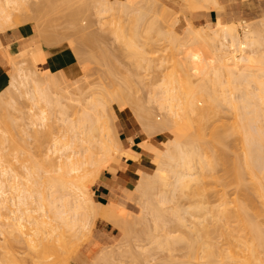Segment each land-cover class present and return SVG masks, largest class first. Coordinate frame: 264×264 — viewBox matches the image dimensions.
Masks as SVG:
<instances>
[{
	"label": "bare ground",
	"instance_id": "6f19581e",
	"mask_svg": "<svg viewBox=\"0 0 264 264\" xmlns=\"http://www.w3.org/2000/svg\"><path fill=\"white\" fill-rule=\"evenodd\" d=\"M183 1L189 10L192 8L199 11H216V19L201 26L186 17L187 24L183 31L178 33L174 28L179 18L176 16L170 20L171 9L164 4L156 5L153 0H93L95 13L100 19L118 11H124L125 15L130 14L129 11L135 16L139 14L135 19L131 37H127L122 31L120 33V25V28L117 26L118 34L117 29L114 32L119 41L125 44L134 66L148 70L153 66L158 65L159 68L171 62V71L164 73L160 80L157 79V83L146 93L147 101L151 104L141 105L138 97H133L132 101L139 112H128L137 120L139 133L142 135L139 143L135 142V149L152 164L150 172L126 162L127 158L134 157V149L129 147L133 140L121 139L118 126L114 125L111 130L109 125L110 117L114 121L117 118L115 109H120V106H124L120 112L126 118L124 110L127 109L130 99L126 91L112 92L103 89L99 96L92 97L77 118L72 120L66 116L67 111L61 105L63 78L58 82L54 72L51 73L50 79L48 74L51 83L47 82L45 86L53 87L57 94L55 97L48 96L47 92L51 90L45 92V86L42 88L30 71L25 70L26 67L15 66L14 62L12 63L15 59L11 60L12 54L7 52L10 63L4 68L8 71V79L0 87V205L4 201L6 206L7 201H10L13 208H8L4 218L5 214L0 212V219H4L3 222L0 221L3 229H8L5 232L9 234L18 229L21 233L23 231L29 253L36 259L35 264H47L44 263L47 260L43 261L45 255L49 252L56 255L59 251L58 246L63 241L59 228L61 226L70 230L76 227L92 228L97 219H102L118 228L125 242L129 241L126 239L134 226L129 222L132 220V214L127 211V220V213L121 204L116 201L95 200L90 188L91 181L95 182L101 171L115 168L128 171L136 177V184L125 191L129 196L135 192L139 194L142 211L141 216H137H140V221L142 219L141 223L148 225L151 221L153 226L148 225V228L154 227L153 231L160 230L159 234L155 231L156 234L151 236L152 243L157 245L156 248L166 246L162 250H172L178 243L183 249L180 259H173L170 251H167V257L159 260V264H264V52L260 50L264 41V20L255 23L240 18L236 22L224 20L220 11L222 6L218 0ZM14 2L15 0H0V27L19 28L25 32L27 28L24 26H29L35 18V13L21 19L10 9ZM76 14L71 13V18H75ZM35 15L41 17L42 13ZM148 15L150 18L146 20ZM42 18L44 17L39 18V24L34 20V25H41L43 20L45 22V18ZM106 20L105 22H108ZM146 21L149 22V27H153L155 23L156 27L161 23L169 27V30L158 34L157 40L161 41L160 44H155L147 33L143 40L137 41L138 27ZM71 22L73 23V20ZM36 28L40 30L43 27ZM160 30L158 27V31ZM44 31L38 34L40 42H36L34 38V45L25 47V58L29 57L31 60L42 57L45 60L43 48H40V51L38 47L42 42V46H45L48 44H45L46 41L54 38H51L50 34L45 35ZM156 45L159 47L156 48ZM158 48L162 54L155 57L151 55L154 51H159ZM204 49L211 51V56L208 52L209 59ZM22 53L18 54L21 56ZM180 72H184L183 76ZM191 73L196 75L194 79L189 77ZM68 82L70 86L75 87L79 85L80 80L73 78L68 79ZM112 82L111 85L114 83ZM41 85L43 86L42 83ZM117 88L119 89H114ZM5 96H9V99H5ZM17 96L30 103L27 125H30L29 128L33 126V130L34 127L38 128V124L44 126V122L48 121L46 119L51 116L48 113L51 110L47 109L53 107L54 111L59 113V116L57 114V117H51L57 118L56 122L59 121L60 128L56 130L50 146L47 147L48 163L43 169L31 162L25 142L15 139L17 134L12 128L19 132L25 131L23 117L11 115L12 118L11 113L9 114V107L14 111H21V107L17 105ZM152 103L164 113L163 121L154 118ZM223 110L231 113L233 122L217 124L211 121L213 116L221 114L220 111ZM54 111L52 110L53 113ZM50 123L49 129L53 130V120ZM35 133L34 140L39 142L37 131ZM233 133L237 134L236 138L240 141L242 166L244 173L248 175L249 183L244 184L242 188L237 186L239 189L235 188L234 195L229 194L224 187L205 186L202 185L203 180L201 181L202 176H208L210 180L212 175H216V165L225 157V148L229 145L228 137ZM125 142L129 145L125 146ZM9 156L16 161L23 159L21 172L15 170ZM43 187L49 189L46 195L43 194ZM7 191H12L13 198L7 197ZM28 203H31L29 206L33 208H27L25 205ZM32 203H35V206ZM3 229L1 230L0 225L1 232H4ZM151 233H146L147 240L150 239ZM119 240L122 245L124 241L120 238ZM115 244H112L113 249L120 246ZM112 245L107 247L108 251L101 249L97 257L107 254ZM122 250L125 251L124 247ZM110 253L104 257L108 258ZM48 257L47 254L46 258ZM55 259L54 263L59 262L58 257ZM61 264L69 263L65 261Z\"/></svg>",
	"mask_w": 264,
	"mask_h": 264
},
{
	"label": "rangeland",
	"instance_id": "374dc122",
	"mask_svg": "<svg viewBox=\"0 0 264 264\" xmlns=\"http://www.w3.org/2000/svg\"><path fill=\"white\" fill-rule=\"evenodd\" d=\"M153 1L156 2L155 3L156 5L164 4L171 9V11H169V12H171V15H170L171 19L170 20H172V18L175 19L176 16L179 18V21L175 25V28H174L175 31L178 33H181L183 31L185 25L187 24L185 21L186 17L190 18V20L193 21V23L196 25H201V24L203 25L205 23L207 24V23H210L211 21H213L214 19H216V11H214L215 12V18L209 19V18H206V15L210 12L209 9L199 11V10H195V9L191 8L192 10L191 9L189 10V7H187V5L184 3L183 0H153ZM218 2L222 6V8L220 7V9H221L220 11L222 12L224 20H229V21L231 20L233 22H236L240 18V19H244L248 22L250 21V22H254V23L259 21V20H264V0H244V1L243 0H218ZM50 4H52V5H50ZM11 6H12V8H10V9L12 10V13L17 14L21 19L24 17H27L29 15L31 16L34 13L35 14L42 13L41 17L43 16L45 18V22H43L44 21L43 20V21H41V25H39V26L37 24L34 25L33 22L37 16L34 14L33 17H35V18L33 21H31L29 23V26L27 25L28 27L25 25L26 22L24 23V25H25L24 28L25 27L27 28V29L25 28L27 30V31L24 30L25 32H23L22 29H19V28L4 29V28L0 27V86L3 83H5L8 79V71L5 68H6V65H8V62L10 59L9 55L12 54L10 56L11 60H12V58H13V60L15 59L14 61H12V63L14 62L13 64L17 67L18 66H21L24 68L26 67L27 69H25V70L30 71V73L33 75V77L35 79H37V81H39V84L42 88L45 86V84H47V82L49 84V82H50L49 79L51 78V73H53V72H54L53 75L55 76V78L57 77L56 80L59 79V80H57L58 82H61L62 78H63L62 84H63L64 89H63V92H62L60 99H61V105L66 109V111H67L66 116L69 119H72V120L76 119L77 116L79 115V113L81 111H83L84 107L87 105V102L92 97L97 96V95L99 96V94L103 91V89L104 90L106 89L108 91L111 90L112 92L123 91L125 93V91H126L127 92L126 94H128L130 96V99L127 102V107H126L127 109L125 108L126 110H124V111H126L125 116H126V118L130 116L129 118H131L138 126V122L135 119V117L134 116L131 117V115H129V113H134V112L138 113L139 112V109L136 107L135 103H133L132 98L138 97L137 100L139 103H141V105L142 104L144 105L146 103H148L147 105H150L151 103H149L147 101V98H146L147 97L146 93H148V89L151 86H153L155 83H157V79L160 80L162 78V75H164V73H166L167 71L170 72L171 68H172L171 62H167L166 65H163L159 68H158V65L153 66L155 68L152 67L148 70H145L143 68H137L132 63L131 55H129V53H128L129 51L127 50L125 44L122 43L123 41L122 42L119 41L118 37L115 36L116 33L114 34V32L117 29L116 32L118 34V30H119L118 25H120V27H121L120 33L122 31V33L125 34L127 37H131L133 35V32H132L133 29L132 28L134 26L135 19H136V17H138L139 14L137 16H135V15H133L132 11H129V13L130 12L131 13L127 14L128 15L127 16V15H125L124 11L123 12L118 11L116 14H114L115 16L114 15H106L104 18L102 17L100 19L95 13V9L93 7L94 6L93 0H15V2L11 4ZM38 9H40V10H39V12L36 13V11ZM42 11H44V12H42ZM43 13H44V15H43ZM71 13H77L76 17H75L76 19L71 18V15H70ZM135 14H137V13H135ZM149 15L146 18V20L149 19L150 16H153V15H150V16ZM196 15L201 17V18H204V20H202V21L197 20ZM38 17H39V15L37 16L38 20L37 19L35 20V22L37 21L36 23H38V22L40 23L41 17H39L40 19ZM106 17H108L110 20H108V18H106ZM145 17H146V15H145ZM44 18H42V19H44ZM105 19H107L106 21H108V22H105ZM153 19H152V21H154ZM72 20H73V23L71 22ZM118 21H119V23H117ZM112 23L114 25H112ZM147 23H149V22H147V21L142 22L141 26L138 27L139 29L137 28L138 33H139L138 34L139 38L137 37V41L143 40L142 39L143 36L147 33V34L151 35L152 40L155 44H160L161 41L157 40L158 34L160 32H164V31L169 30V27L166 25L163 26V24L161 23V25H158V27L161 30L158 31V27H156V23L153 24V27H149L150 25ZM115 25H116V27L117 26L118 27L116 28ZM36 26L37 27L41 26L43 28L39 30L36 28ZM107 26H109V27H107ZM44 27L46 30L44 29ZM110 27H111V30H110ZM37 30H38V32H37ZM42 30L43 31L45 30L44 31V32H46L45 35L50 34V35H52L51 38H54V39H51L49 42H47V41L45 42V44L48 43L49 45L46 44L45 46L44 45L42 46V43H43L42 42L40 44V46L38 47L40 51L42 50L40 48H43L42 53L45 56V60H44V58L42 59V57H37V58L31 59V60L29 59L28 56H27L28 59L25 58L27 55V54L23 55L26 53V50H27L26 49L24 51L25 47L26 46L28 47V45H31V44L34 45L33 44L34 38L36 39V42H40L41 39L38 36V34ZM13 31H21L23 34H27L28 36L26 38H20L19 39L21 42H19L20 45L18 46V48L17 47H11L9 49V43H10L9 35H11V33ZM44 32H43V34H44ZM77 32H79V33L76 35ZM89 34H91L93 36H90ZM55 36H57L58 38H56ZM49 37L50 36H48V38ZM46 39H47V37H46ZM120 40H122V39H120ZM21 45L23 47H21ZM32 45H31V47H32ZM155 47L157 48V47H159V45H156ZM260 47H261L260 50L262 52H264V41ZM21 48H22V50H20ZM18 50L21 51V52H18L19 54L22 53V51H24V53H22L23 57H22V55L20 56L16 52ZM204 50H203V52H204ZM209 50H211V49L209 48ZM7 52L10 54L8 55ZM14 52L17 54H15ZM105 52H107V54ZM208 52L211 56V51L205 50L204 53H207V57L209 59ZM194 53H196V49H195ZM159 54H162V51H160V49H159V51H156V52L154 51L153 53H151V55H153L154 57L158 56ZM15 55H16V58H14ZM18 55H19V57H17ZM195 55L197 56V53ZM185 56H186V54H185ZM183 58H182V61L184 60ZM108 60L110 61V63ZM156 61L157 60H154V62H156ZM45 63L48 64V66ZM48 69H49V71H48ZM46 73H47V75H46ZM48 74L50 75V77ZM183 74H184V72H183ZM183 74H182V76H183ZM47 76L49 77V79ZM184 76H186V75H184ZM195 76L196 75H193L192 73L189 75V77L191 79H194ZM58 77H60V78H58ZM73 78H78V80H80V82L78 83L79 84L78 86L72 87L69 85L68 79H73ZM184 79H185V77H184ZM112 80L114 83L112 82ZM111 82L113 83V85H111ZM41 83L43 84V86L41 85ZM47 86H45V87H47ZM45 87L43 88V90H45V92H47L48 90H51L50 92L49 91L47 92L48 96H53V95H54V97L57 96V94H55V92H54L55 89L53 87L48 86L46 89H45ZM115 87H119V89L118 88L114 89ZM130 87H131V89H130ZM48 93L49 94L51 93V95H49ZM16 98H18L17 99V105L19 108L21 107L20 110L22 112L18 111L19 112L18 113L17 111H14L9 107V111H10L9 114L11 113L10 117H12V116L15 117L16 115L18 117H20V116L23 117L22 122H24L23 127H25V131L19 132V130H15L14 128H12L13 132H16V134H17L15 136V139L18 138L17 140L25 142V148L27 149V151L31 157V159H30L31 162L38 164L39 166L42 167L41 169H43L45 164L47 165V163H48L47 154H46L48 152L47 147L50 146L51 141H52L54 135L56 134V130L58 131L60 128L58 126V125H60L59 121H57L58 123L56 122L57 118L56 119H52V118L59 116V113L57 111H54L53 107L50 109L48 106H45L43 103V105L46 108H49V109H47L48 111L51 110L48 112L49 116L50 115L51 116L48 119H46L49 122L46 121V122H48V124L46 122H44L45 123L44 126H42V125L40 126L38 124L37 125L38 128L34 127V130H33V129H31V127H33V126H31L29 128L30 125L29 126L27 125V122H28L27 112H28L29 106H30L29 101L24 99L23 97H19V96H17ZM5 99H9V96H5ZM142 99H143V101H142ZM41 106H42V104H41ZM120 107H119L120 109H118V108L115 109V112L117 115V118L115 119V121L113 120L112 117H110V120H109V125L111 127V130L113 129L114 125L118 126L119 136H120L119 121L122 118H124L120 112V111H122L121 110L122 108L124 109V106L123 107L120 106ZM143 107H147V106H143ZM156 107H157V105L152 103L151 108L153 109V116L157 121H163L164 113H162V111H160L159 109H157L158 107L157 108ZM42 108H43V106H42ZM224 109H226V108H224ZM52 110L54 111V113L52 112ZM7 111H8V108H7ZM12 111L14 114L12 113ZM220 112H222V113L221 114L219 113L218 115L213 116L211 118V121H214L217 124L218 123L230 124V122L234 121V117L227 110H223ZM28 114H29V112H28ZM9 119H11V118H9ZM52 120L54 123L53 124V126H54L53 130L49 129L50 124H51L50 122ZM34 131L35 132L37 131V135L39 137V142L34 140V137L36 135V133ZM38 131H40V132L38 133ZM23 132H26V133H23ZM41 133H42V135H41ZM236 136H237L236 133L229 135V137H228L229 145L225 148V152H224L225 157H223V159L218 161V164L216 165V168L214 170V174H216V175L214 177H213V175H212V177L210 176L212 178L210 180H208L209 179L208 176H202L201 177V178H203V179H201V181L203 180L202 185L205 184V186L216 185L217 187H224V188H226V191L229 194L233 193L232 195H234V191L236 192L235 188L237 186H239V188L240 187L242 188L245 186L244 184L248 183V180H247L248 175H246V173H244V169L242 166L243 165V159L241 158L242 157V155H241L242 148L239 145L240 141L238 138H236ZM128 138L132 140L131 136H129ZM141 139H142V135H141ZM138 143H139V141H138ZM135 144H137V143L131 142L129 145V147H133V149H134V150H132L133 151L132 154H133L134 158H137V157L144 158V156L141 154V152L136 151ZM9 159L11 160L10 163L12 164V166H14L15 170L17 169L18 172H21L22 171L21 160H23V159L16 161L11 156H9ZM1 167L2 166H0V168ZM149 168H148V172L152 171L153 166L151 163H149ZM114 170L118 171L119 169L115 168ZM125 172H128V171H125ZM239 174H240V176H239ZM243 174H245V175H243ZM237 177L239 178V181H238L239 183L237 182V180H238ZM243 178H246V179L243 180ZM206 181H209V182H206ZM91 182H92V183H90L91 185L95 183L94 181H91ZM240 183L242 184L241 186H240ZM248 185H249V183H248ZM90 188L92 189L91 186H90ZM239 188L237 187L236 189H239ZM42 189H43L42 191H44V190L46 191V192L44 191V193H43L44 195H46L49 191V189H47L46 187H43ZM219 189H221V188H219ZM123 191L124 192H123L122 196L120 197V199L117 202L124 207L125 212L127 213V214L125 213L127 215V220H129V218H128L129 213H130V215L131 214L133 215V216L132 215L130 216L131 217L130 219H132V220H130L129 222H131V224L134 226L132 227L131 233L129 232L130 236H128V239H126V241L127 240H129V241L125 242V240H123L121 238L123 236H121L122 233L119 231V229L116 228L115 226H113L111 223H110L111 224L110 225L109 222L107 223V221L102 220V219L96 220L94 223V226L92 228L76 227L75 229L70 230V229L66 228L65 226H61L59 228H60V232H61L63 241H62L61 245L58 246L59 248L57 247L59 249V251H57V253L59 252L58 256H56L57 253H56V255H53V254H50V252H49V253H47L49 256L48 258H46L47 254L45 255V258H44L45 260H43V261L47 260V262H44V263L49 264V261H51V262L53 261V263L50 262V264H61L62 262L67 261L69 264H120V262H121V264L122 263L123 264H159L160 263L159 260L162 261L163 259H165L167 257V255H168V253L166 254L167 251L168 252L170 251L169 254L172 256L173 259H180L181 255L183 254V252H182L183 249L180 247V244H178V243H176L174 245V248H172V250L171 249L170 250L167 249V251H166V249L162 250V248L163 247L166 248V246L156 248L157 245L155 244V242H153L155 245L152 243L153 237L151 239V236L152 235L154 236V234H156L155 231H157V230L153 231L154 227L148 228V225L153 226V223L151 221H149L148 225H146L145 223L142 224L143 221L141 219V221H142V223H141L140 218H139L141 216L140 214L142 211V207H141L140 202H139L140 201L139 196H138L139 194H137L135 192L137 195L134 193V194L129 196L128 193L125 191V189H123ZM10 193L9 192L7 193L8 194L7 197L9 196L10 198L11 197L13 198V196H12L13 193H11V194ZM14 195H15V192H14ZM183 201H185V198L183 199ZM186 201H187V199H186ZM2 203H4V204H2ZM2 203H1V205H3L4 207L2 208L0 205V208H1L0 212L3 211V213L5 214L3 216V218H4L6 216V214L8 213V210L10 208H13V207H12V204L10 201H7L6 206H5L6 202L3 201ZM29 204H31V203H28V205L26 204L25 206L27 208H29L30 207ZM32 204H34V206H35V203H32ZM7 205H8V207H7ZM50 215L52 216L51 212H50ZM126 215H124V216L126 217ZM137 215H140V216L138 217ZM148 219H149V217H148ZM0 220H2V222H3L4 219H0ZM134 221L136 223H132ZM2 222L0 221L1 230L3 229ZM26 225H27V223H26ZM143 226L145 228L147 226L146 229L148 231ZM149 229H151V231ZM1 230H0V232H1ZM7 230L8 229H5L4 232ZM158 231H160V230H158ZM158 231H157V234H159ZM2 232L0 233V264H8V261L10 262L9 264H35L36 259L34 260L33 258H35V257H31V253H29L30 250H29V247L26 244V240H25L26 235L25 236L22 235L23 231L21 233L20 229H18V230L12 231L10 234H9V232H5V233L4 232L2 233ZM148 232L153 233V234L152 233L149 234L151 240L149 239V235H148L149 240L146 239V235L148 234ZM6 236L7 237L9 236V237L7 238ZM57 238H58V236L56 235V239ZM119 238L122 241H124L123 244L124 243L126 244V245L124 244L125 246L122 244L125 251L122 250L123 247L120 244L121 241L119 240ZM116 240L118 242L119 241L120 242L117 243ZM115 243L117 245L120 244V246L118 248L114 247V249H113L112 247L114 245H112V244H115ZM128 243H130V245ZM116 244H115V246H117ZM110 245H112L110 247V249L111 248L112 249L111 250L109 249V252H107V254H105V255H108L111 252L110 253L111 255L108 258L104 257L105 255H103L102 257H97V254L101 249H107V251H108V248ZM140 246H142V248ZM175 246H176V248H175ZM159 248H161V249H159ZM145 249L146 250L149 249L148 252ZM120 251H122V253ZM112 252L114 253V255ZM51 255L54 257V259H55V257L56 258L58 257L59 262L54 263V261L55 260L57 261V259L52 260L53 257L51 258ZM112 255H113V257H112ZM120 255H121V257H120ZM146 258H147V260H146ZM1 261H4V262H1ZM60 261H62V262L60 263ZM176 261H178V260H176Z\"/></svg>",
	"mask_w": 264,
	"mask_h": 264
},
{
	"label": "crops",
	"instance_id": "0c3cea01",
	"mask_svg": "<svg viewBox=\"0 0 264 264\" xmlns=\"http://www.w3.org/2000/svg\"><path fill=\"white\" fill-rule=\"evenodd\" d=\"M206 18L214 19L215 12L210 11L206 15ZM197 20L202 21L204 20V18L197 16ZM27 36H28L27 34H23L21 31H13L11 35H9L10 37L9 49L11 47L18 48V46L20 45L19 42H21L19 39L26 38ZM129 122L131 125L129 124ZM119 127H120L119 137L121 139H124V138L126 139L129 136H131L134 143L141 140V135L139 133V127L131 118L129 117L122 118L119 121ZM124 145L128 146L129 143L125 142ZM147 161L148 160L141 158V157H137V158L129 157L126 159V162L128 164L138 169H141L143 171H148L149 161L148 162ZM136 182H137V179L134 175H132L131 173L125 172L123 170H118V171L114 169L103 170L101 171L99 176L96 178L94 185L93 184L91 185V187H93L92 197L95 200L100 201V202H108V201L117 202L124 192L123 189L132 188L136 184Z\"/></svg>",
	"mask_w": 264,
	"mask_h": 264
}]
</instances>
